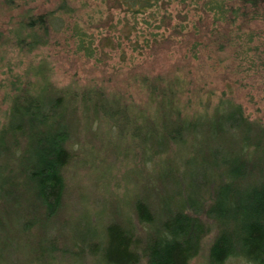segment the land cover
Segmentation results:
<instances>
[{
    "label": "trees",
    "instance_id": "trees-1",
    "mask_svg": "<svg viewBox=\"0 0 264 264\" xmlns=\"http://www.w3.org/2000/svg\"><path fill=\"white\" fill-rule=\"evenodd\" d=\"M34 1H2L24 10L13 36L0 33V49L44 47L52 22L72 18L74 3L89 2L56 0L54 8L32 13ZM100 1L122 14L114 35H94L73 19L69 33L74 51L96 64L115 51L126 61L127 48L133 64L174 32L198 31L171 22L168 6L184 0ZM197 2L199 20L207 14L230 26L237 18L264 21V0ZM20 71L9 80L13 92L0 120V264H190L211 233L207 264L229 257L264 264V124L240 103L225 92L205 99L179 70H133L130 83L144 97L141 104L102 83L57 86L42 62ZM93 124L102 125L106 146L132 162L125 179L149 169L138 182L145 179L151 191L132 197L124 214L118 204L95 211L102 220L83 211L67 228L68 242L60 243L49 233L62 209L64 172L76 156L71 139Z\"/></svg>",
    "mask_w": 264,
    "mask_h": 264
},
{
    "label": "rangeland",
    "instance_id": "rangeland-1",
    "mask_svg": "<svg viewBox=\"0 0 264 264\" xmlns=\"http://www.w3.org/2000/svg\"><path fill=\"white\" fill-rule=\"evenodd\" d=\"M2 1L0 33L2 38H9L13 36L18 16L24 9L10 8ZM197 1L202 0H184L168 6L172 11V23L185 25L189 22L195 25L197 32L194 33L190 27L182 34L174 32L170 40L160 41L152 45L142 57H135L133 64H130L129 48L126 49V61H120V54L115 51L112 52L113 58L103 59L101 64L74 51L73 40L69 38L71 19L97 36L109 30L114 35V28H120L114 24L118 23L119 15L122 14L114 8H108L100 0H89L84 8L78 2L74 3L76 9L72 18L60 15L61 18L52 22L44 47L25 52L3 45L0 49V120L8 102L7 93L13 92L9 80L25 67H36L42 62L46 67L44 74L47 72L48 78L57 86L72 84L83 87L102 83L108 88L127 91L136 104H141V101L144 103L145 99L130 83L133 70L138 71L139 67L150 72L179 70L187 75L192 91H197L208 100L211 98L205 93L211 92L214 101L225 92L226 97L242 105L249 118L264 124V21L254 18L242 23L241 18H237L230 26L226 23H213L207 14L199 20L198 16L202 12ZM55 3L56 0H35L32 13L52 9ZM32 4L29 6L33 7ZM81 129L71 139L75 140L73 145H76V156L64 172L66 187L62 209L54 218L49 233L60 243L68 242L67 228L83 211L93 213L90 220H95V215L101 218L94 214L101 210L100 207L113 209L118 204L119 211L124 214L129 212L132 197L151 191L145 179L138 182L141 180L138 178L143 175H150L146 167L145 172L134 173L137 178L130 173L125 179L124 174L133 166L132 162L124 161L121 152L118 154L113 146H106L101 124H93L90 130ZM108 138L116 141L115 136L110 134ZM78 140L80 145L76 143ZM96 223L97 220L94 221ZM212 234L203 239L199 253L190 264H207ZM220 264L253 263L243 257H229Z\"/></svg>",
    "mask_w": 264,
    "mask_h": 264
}]
</instances>
